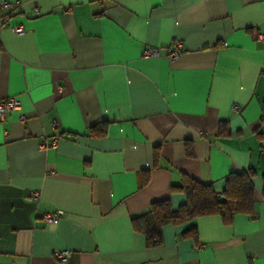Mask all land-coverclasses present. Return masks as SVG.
<instances>
[{
	"label": "crops",
	"instance_id": "1",
	"mask_svg": "<svg viewBox=\"0 0 264 264\" xmlns=\"http://www.w3.org/2000/svg\"><path fill=\"white\" fill-rule=\"evenodd\" d=\"M1 2L20 4L0 10V100L20 108L0 121V264H264V0ZM248 170L251 215L166 225L154 248L132 230L185 203L183 176L221 193Z\"/></svg>",
	"mask_w": 264,
	"mask_h": 264
},
{
	"label": "trees",
	"instance_id": "2",
	"mask_svg": "<svg viewBox=\"0 0 264 264\" xmlns=\"http://www.w3.org/2000/svg\"><path fill=\"white\" fill-rule=\"evenodd\" d=\"M90 133L93 137L103 134L97 126ZM252 178L253 172L250 170L231 173L224 179L221 193H216L211 184H201L183 176L178 185L171 186L170 192L183 194L185 203L173 209L169 200L153 202L145 213L131 218V228L144 237L147 248H154L160 244L162 228L166 225L178 226L207 216H219L224 225H230L236 214L251 215L253 212ZM148 180V173L142 174L139 187L145 186ZM184 236L195 240V228H190Z\"/></svg>",
	"mask_w": 264,
	"mask_h": 264
},
{
	"label": "built area",
	"instance_id": "3",
	"mask_svg": "<svg viewBox=\"0 0 264 264\" xmlns=\"http://www.w3.org/2000/svg\"><path fill=\"white\" fill-rule=\"evenodd\" d=\"M13 7H14V9H17L20 7V4L14 3L13 5H10V4L5 3V2L0 3V10H2V11L3 10L11 11V9ZM34 12L36 14L39 13V11L37 9H35ZM2 19H3V17H1L0 25L2 24ZM10 30L16 36H21L24 34V31H23L21 26L12 27V28H10ZM258 38H259V41L262 44H264V34L258 35ZM181 50H182L181 41L178 39H173L169 45L168 53H167L165 59L168 62H173L174 60H176L179 57V55L181 54ZM141 56L144 59L157 58V57H159V51L155 48L145 47L142 50ZM19 108H20V103L15 98L0 100V121H2L6 115L17 112L19 110ZM232 110L237 111L238 106L234 105L232 107ZM19 121L23 122L24 118L20 117ZM52 127L54 129H56L58 127V124L55 121H53ZM57 144H58V139L54 138L52 141H50L48 143H44L43 147L45 148L48 145L52 146V147H57ZM217 196L219 197V195H217ZM30 198H31V200L38 202L39 198H40L38 191H32L30 193ZM62 214H63L62 211H56L54 213L44 214L41 217V220L45 225L55 224L59 221V218ZM53 257L57 262L64 263L67 261V259L69 257V253L67 251H55L53 253Z\"/></svg>",
	"mask_w": 264,
	"mask_h": 264
}]
</instances>
